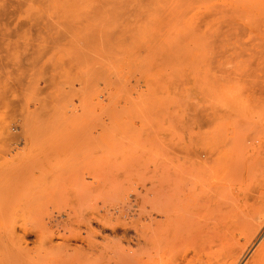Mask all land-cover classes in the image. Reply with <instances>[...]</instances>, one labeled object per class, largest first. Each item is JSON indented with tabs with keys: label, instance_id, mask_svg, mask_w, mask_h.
Listing matches in <instances>:
<instances>
[{
	"label": "rangeland",
	"instance_id": "rangeland-1",
	"mask_svg": "<svg viewBox=\"0 0 264 264\" xmlns=\"http://www.w3.org/2000/svg\"><path fill=\"white\" fill-rule=\"evenodd\" d=\"M237 50L264 79V0H0V264H96L172 166L196 264H264V109L226 146L212 98Z\"/></svg>",
	"mask_w": 264,
	"mask_h": 264
},
{
	"label": "bare ground",
	"instance_id": "bare-ground-1",
	"mask_svg": "<svg viewBox=\"0 0 264 264\" xmlns=\"http://www.w3.org/2000/svg\"><path fill=\"white\" fill-rule=\"evenodd\" d=\"M252 22L249 23V25L251 24V26H253L254 24ZM242 56L237 50L232 56V67L230 69L225 70L223 67H219L216 88H213L215 93L213 91L214 96H212V98H215L219 106L217 103L214 105L219 107L216 110H219L220 112V115L218 116L220 122L219 124L217 123V134L219 139L223 142H226V140L228 141L226 146L227 144L235 145L236 138L237 140L239 138L243 139V136L252 133L251 130L254 127L253 125L256 124L257 121L258 123L261 122L259 121L261 118H259V116L261 110L264 109V106H262L264 105L262 104L264 84L259 82L264 79L260 80L261 77L258 78L257 76L259 75L258 72L256 71L257 73L255 74L251 69L248 57L246 58L248 60H246L245 58L243 59ZM209 93L210 91L208 94ZM262 118L264 119V117ZM258 127H260V125H258L257 128ZM256 131V133H258V131L260 132L259 129H256ZM243 142H246L245 138L243 139ZM246 147L248 148L249 146L246 145ZM183 168L184 167L181 169ZM177 172L178 171H176L173 166L171 167L170 174L167 172L169 174V176L167 175L169 177V179H167L169 182L165 180L167 183V188L165 187V190L167 191L166 195L161 194V190H159L160 187L156 192L154 191L153 198L148 201L152 207L150 208L151 211L149 210L148 213H144L143 210L137 215V225H135V227L131 226L133 227V230L129 228L130 225L127 226V224H124L118 230H114L113 234L111 232L112 236L104 237L106 240L104 241L102 249L96 252L100 254V261L96 264H196L194 256L189 255L186 245V242L189 240L186 241L187 235H190L188 231L189 220H191L189 215V212L191 211L189 205L190 202H188V198L185 195L186 192L184 193L183 190L184 183L182 184V182L184 179L182 180ZM183 175L182 177H184ZM181 187L182 189H180ZM190 197L189 199L191 201L192 199ZM193 205H196V201ZM193 205L191 203V206ZM194 216L196 215L191 217ZM196 218L193 219L196 220ZM191 223L193 224L194 222L191 221ZM206 223L204 224L206 225ZM196 227L194 226V228ZM193 232L196 233L197 231L193 230ZM202 238L204 239V237Z\"/></svg>",
	"mask_w": 264,
	"mask_h": 264
}]
</instances>
